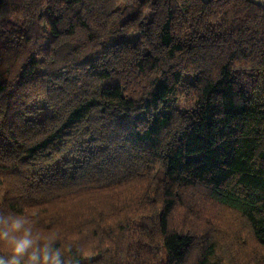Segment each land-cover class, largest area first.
Listing matches in <instances>:
<instances>
[{"label": "trees", "instance_id": "16d2710c", "mask_svg": "<svg viewBox=\"0 0 264 264\" xmlns=\"http://www.w3.org/2000/svg\"><path fill=\"white\" fill-rule=\"evenodd\" d=\"M4 213L73 264H264V7L0 0Z\"/></svg>", "mask_w": 264, "mask_h": 264}, {"label": "clouds", "instance_id": "9594fccd", "mask_svg": "<svg viewBox=\"0 0 264 264\" xmlns=\"http://www.w3.org/2000/svg\"><path fill=\"white\" fill-rule=\"evenodd\" d=\"M0 264H73L56 247L55 235L43 234L24 214H0Z\"/></svg>", "mask_w": 264, "mask_h": 264}, {"label": "rangeland", "instance_id": "374dc122", "mask_svg": "<svg viewBox=\"0 0 264 264\" xmlns=\"http://www.w3.org/2000/svg\"><path fill=\"white\" fill-rule=\"evenodd\" d=\"M40 60H34V63L31 66L30 73L32 74H40L41 68H40ZM177 107L179 109H185L187 107V104L184 100H180ZM34 111H37V114L33 116V119L36 121H42L45 118V115L47 113L46 105L43 103H39V105L36 103L34 106ZM194 137L197 139H202L203 137V127L201 123H199L196 127V130L194 131ZM182 182V178L176 179H169L168 180V190L170 193H177L180 189Z\"/></svg>", "mask_w": 264, "mask_h": 264}, {"label": "crops", "instance_id": "0c3cea01", "mask_svg": "<svg viewBox=\"0 0 264 264\" xmlns=\"http://www.w3.org/2000/svg\"><path fill=\"white\" fill-rule=\"evenodd\" d=\"M249 1L253 2L256 5L264 7V0H249Z\"/></svg>", "mask_w": 264, "mask_h": 264}]
</instances>
